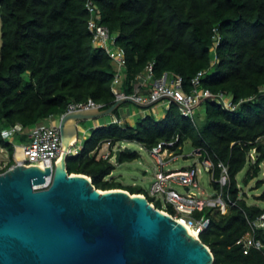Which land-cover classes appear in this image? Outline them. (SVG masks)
<instances>
[{
  "label": "trees",
  "instance_id": "16d2710c",
  "mask_svg": "<svg viewBox=\"0 0 264 264\" xmlns=\"http://www.w3.org/2000/svg\"><path fill=\"white\" fill-rule=\"evenodd\" d=\"M89 0H0L2 45L0 48V145L13 163V143L3 131L22 123L30 129L37 122L67 112L71 102L90 98L110 107L117 98L113 88L117 71L105 47L97 46L90 28L93 17ZM101 23L117 34L111 47L126 52L121 88L127 94H146L165 73L183 77L184 89L192 92L200 71L201 88L225 92L239 105L235 109L205 98L206 118L185 116L172 102L163 117L150 112L135 121H110L92 128L76 155L67 157L70 173H83L97 188L127 189L145 193L143 187L123 185L113 176L110 157L98 156L107 141H138L151 149L162 141H175L178 153L191 141L202 147L216 165L229 167L225 188L235 200L228 213L205 208L198 215L211 216L200 238L212 249L214 264H264V250L244 251L241 237L261 220L264 207L240 190L237 174L249 163L248 180L264 168V0H95ZM216 60L212 48L216 40ZM152 65V78L142 85L140 75ZM142 76V77H143ZM131 103V102H130ZM123 103L120 107L128 105ZM120 107L114 115L121 119ZM141 107V106H140ZM143 108V107H142ZM22 141L27 134H17ZM181 146V148H180ZM256 148V158L251 152ZM139 157L122 150L120 161ZM247 180V181H248ZM264 180H258V186ZM217 186V184H215ZM149 199L153 198L148 195ZM264 201V191L256 196ZM156 207L162 208L157 202ZM168 210L174 213L172 207ZM264 238V226L256 229Z\"/></svg>",
  "mask_w": 264,
  "mask_h": 264
},
{
  "label": "water",
  "instance_id": "95a60500",
  "mask_svg": "<svg viewBox=\"0 0 264 264\" xmlns=\"http://www.w3.org/2000/svg\"><path fill=\"white\" fill-rule=\"evenodd\" d=\"M126 102L155 103L127 96L105 109L67 111L59 121L63 151L54 171L16 164L0 172V264H214L210 246L148 196L103 190L89 175L69 172L67 153L81 122L114 115ZM51 175L48 187H35Z\"/></svg>",
  "mask_w": 264,
  "mask_h": 264
},
{
  "label": "built area",
  "instance_id": "2783aa9c",
  "mask_svg": "<svg viewBox=\"0 0 264 264\" xmlns=\"http://www.w3.org/2000/svg\"><path fill=\"white\" fill-rule=\"evenodd\" d=\"M88 7L92 12V18L90 20V28L94 33V42L97 46L105 47L114 59L116 65L115 80L113 88L116 91L117 98H125L132 96L140 104H146L155 102L152 106L147 109L155 108L157 104L163 103L165 108H169L172 102L179 104L183 114L191 118L196 116V108L200 106L205 98H210L224 105L229 109H235L239 103H235L231 96L225 92L213 93L208 88H201V78L205 73V70L200 71L193 80L194 89L192 92H187L184 89L183 77L178 74L165 73L161 78L154 81L153 86L149 89L146 94H139L138 92L133 94H127L121 88V81L123 78L122 70L126 68V52L121 47H111V43H114L117 34H112L109 28L101 23V13L95 0H89ZM219 40H216L214 47L212 48L215 52L216 46L219 44ZM214 61L216 60V54L213 56ZM146 78L141 81L142 85H146L148 80L152 78V65L148 66L146 70ZM143 76V77H142ZM264 91V88H262ZM102 103L95 101L90 98L87 102H71L68 106L67 111L89 109V108H100L102 109ZM145 109V108H144ZM153 111V110H152ZM63 115V114H62ZM61 115V116H62ZM61 116L51 117L58 118L56 123H48L47 120H42L33 125L30 129H27L22 123L18 122L14 125L6 128L3 131V136L8 138L14 145L13 158L16 164L26 165H37L43 169L50 166L53 171L57 166V162L61 157L63 151L62 135L60 130L59 121ZM113 121L123 122L117 116L112 115ZM50 119V118H49ZM80 130H83L82 124ZM17 134H27L28 140L22 142H16L14 136ZM79 136L76 138L67 153V157L70 155H76L82 148ZM110 141H107L100 147L99 151L104 147L106 150L104 157H110L111 160H115L117 150L121 149L118 145L113 148L110 146ZM175 141H162L157 145L149 149L152 156L156 159L159 166V170L156 172V179L152 183V187L149 195L160 194L169 207H172L174 213L168 210L169 207H165L164 203L156 198L153 199V204L160 202L163 206V211L172 214L179 221L184 223L187 228L191 229L197 237H200L201 233L204 232L211 223V216L202 214L198 215V212L203 211L205 208H211L214 213L223 215L229 212L230 208L236 205V200L225 191V188L229 186L231 178L229 174L228 165L223 162L218 163V167L221 168L219 176H216V165L213 162L211 156L206 155L202 147H194L193 151L189 156H196L198 162L203 164L204 169L210 173L211 184L213 191L206 192L202 189L199 176L202 172V166L197 162L188 167H182L179 169H166V166L171 161L176 160L181 153H178L172 146ZM181 148V146H180ZM126 148H124L125 150ZM7 148L0 145V153L7 152ZM256 148L251 152V157L256 158ZM10 160V156L2 158L0 161L1 167L7 166ZM53 176H47V181L43 184H38L36 188L48 187L52 182ZM174 184L185 186V192H181L173 187ZM217 184V186L215 185ZM264 226V214L261 216V220H257L253 223V229L251 232L246 233L241 237L239 242H243L244 251L248 252L250 248L255 247L260 250H264V238H258L256 236V229Z\"/></svg>",
  "mask_w": 264,
  "mask_h": 264
},
{
  "label": "rangeland",
  "instance_id": "374dc122",
  "mask_svg": "<svg viewBox=\"0 0 264 264\" xmlns=\"http://www.w3.org/2000/svg\"><path fill=\"white\" fill-rule=\"evenodd\" d=\"M1 45H2V31H1V18H0V48H1ZM128 106L130 107L131 112H135V111L139 112L140 110H142V107L134 103H130V102L128 105H124L123 107L127 108ZM112 117L113 116L111 115H106V116H101L96 119L85 120L81 122L83 126V130L79 131L80 141L83 142L90 135L91 129L96 128L95 124L97 122H103L107 120L110 121ZM196 117H200L202 120L206 118V109L204 105L200 104V106L196 108ZM57 121H58V118H50L47 120L48 123H56ZM130 121H132V119H130ZM85 128L87 129L86 132H84ZM14 140L18 143L22 142L19 135L14 136ZM118 147H121L123 150L126 147H130L132 150H135L138 152L139 157L133 160H125V161H120V162H116L115 160H112L113 163L115 164V169L112 175L119 178V180L123 183V185L125 186L136 185V186L143 187L145 190V193L149 194L151 187H152V183L156 179V172L160 169L157 164L156 159L152 156L151 151L145 146H143V144H141L140 142L133 141V140L120 141L118 143ZM193 149H194V146L192 145L191 141H187L184 144L182 155H180L176 160L171 161L168 164V166H166V169H169V168L179 169L182 167H188L189 165H193L197 162L200 166H202V172L199 176L200 185L202 189L206 190V192H212L213 188L211 184L210 173L204 169L203 164L198 162V159L196 156H189V154H191ZM105 153H106V150L103 147L99 151L98 156H102V154H105ZM8 155H9L8 151L3 154L0 153V160L3 157L6 158V156ZM1 166L2 165L0 163V167ZM249 168H250V165L248 163L237 174V180L239 182L240 190L248 194L250 202L257 203L261 205L262 207H264V201L256 198L257 195H259L260 193L264 191V183L259 186L257 184L258 180H264V168L262 172L259 174V176L248 180ZM173 187L178 189L181 192L186 191L185 186H182V185L173 183ZM152 198L153 199L156 198L158 201L160 200L161 202L164 203L165 207H169V204L166 203L162 195L157 194V195L152 196Z\"/></svg>",
  "mask_w": 264,
  "mask_h": 264
},
{
  "label": "crops",
  "instance_id": "0c3cea01",
  "mask_svg": "<svg viewBox=\"0 0 264 264\" xmlns=\"http://www.w3.org/2000/svg\"><path fill=\"white\" fill-rule=\"evenodd\" d=\"M150 111L152 113H154L155 115H157V117H163L166 114V108H165V105L163 103L157 104L155 106V108H151V109H147V108L144 109V108H142V110H140L139 112L138 111L131 112L129 106L127 108L126 107H120V113H121V117H122L121 119L123 121L128 120V119L129 120L132 119V121H135V119L137 118V116H139L141 114L144 115L146 113H149ZM114 118L115 117H112V119L110 121H113ZM110 121L107 120V121H103V122H97L95 124V126L96 127L103 126V125H106ZM86 131H87V129L85 128L84 129V132H86ZM80 143L82 144V141Z\"/></svg>",
  "mask_w": 264,
  "mask_h": 264
},
{
  "label": "clouds",
  "instance_id": "9594fccd",
  "mask_svg": "<svg viewBox=\"0 0 264 264\" xmlns=\"http://www.w3.org/2000/svg\"><path fill=\"white\" fill-rule=\"evenodd\" d=\"M214 54H216V53H215L214 50L212 49V56H213ZM143 108H147V107H143ZM11 166H12V165H11ZM11 166H10V167H11ZM10 167H9V168H10ZM122 189H123V188H122ZM125 190H127V189H125ZM128 191H129V190H128ZM131 193H132V192H131ZM140 194H144V195H146V196L149 195V194H147V193H140ZM149 196H150V195H149ZM150 197H151V196H150ZM148 198H149V197H148ZM150 201H151V200H150ZM151 202H153V201H151ZM155 204H156V203H155ZM155 204H154V205H155ZM155 206H156V205H155ZM159 209L163 210L164 208L162 207V208H159ZM164 212H165V211H164Z\"/></svg>",
  "mask_w": 264,
  "mask_h": 264
},
{
  "label": "bare ground",
  "instance_id": "6f19581e",
  "mask_svg": "<svg viewBox=\"0 0 264 264\" xmlns=\"http://www.w3.org/2000/svg\"><path fill=\"white\" fill-rule=\"evenodd\" d=\"M76 138L74 137V138H72V140L71 141H74ZM60 160V159H59ZM188 232L190 233V234H192V235H194V236H197L191 229H189L188 228Z\"/></svg>",
  "mask_w": 264,
  "mask_h": 264
}]
</instances>
